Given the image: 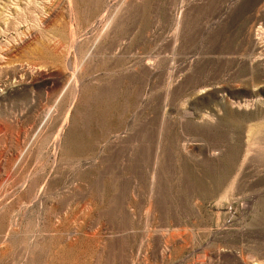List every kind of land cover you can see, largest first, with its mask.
I'll return each instance as SVG.
<instances>
[{
  "label": "rangeland",
  "instance_id": "1",
  "mask_svg": "<svg viewBox=\"0 0 264 264\" xmlns=\"http://www.w3.org/2000/svg\"><path fill=\"white\" fill-rule=\"evenodd\" d=\"M0 264H264V0H0Z\"/></svg>",
  "mask_w": 264,
  "mask_h": 264
}]
</instances>
